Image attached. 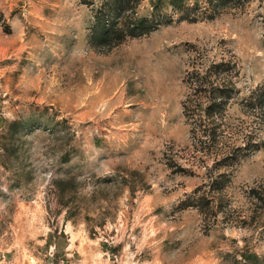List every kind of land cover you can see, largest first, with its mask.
<instances>
[{
	"label": "rangeland",
	"instance_id": "obj_1",
	"mask_svg": "<svg viewBox=\"0 0 264 264\" xmlns=\"http://www.w3.org/2000/svg\"><path fill=\"white\" fill-rule=\"evenodd\" d=\"M170 1L0 0V264H264V0Z\"/></svg>",
	"mask_w": 264,
	"mask_h": 264
},
{
	"label": "trees",
	"instance_id": "obj_2",
	"mask_svg": "<svg viewBox=\"0 0 264 264\" xmlns=\"http://www.w3.org/2000/svg\"><path fill=\"white\" fill-rule=\"evenodd\" d=\"M118 2V4L116 5V9L118 10V17L119 19L124 20V24H123V30L125 33V36H130V37H138L141 36L143 34H146L147 32L153 30L156 26H158V24H160V22H158L159 20H157L156 18H153L152 20L144 17V18H131L130 20L126 21L127 14L126 16H124V13L131 10V1L132 0H116ZM170 4H172V6L174 8H178L180 9L181 7H183L185 10H189V8H185V2L184 0H171ZM185 17H189L187 16V14L185 15ZM195 17V16H194ZM192 17V20H195L196 18ZM102 19L104 21V19L107 20L106 16L104 18V15L102 16ZM105 20V21H106ZM219 91H223L222 89H218ZM264 90V88H263ZM262 97L264 98V93L262 94ZM213 106L214 105H209L208 107V112L213 110ZM218 106V105H215ZM198 200L200 201V199L198 198ZM200 206L203 205L202 202L200 201Z\"/></svg>",
	"mask_w": 264,
	"mask_h": 264
}]
</instances>
